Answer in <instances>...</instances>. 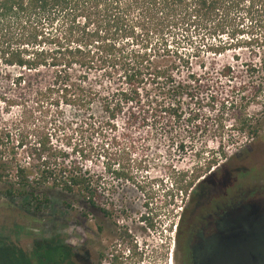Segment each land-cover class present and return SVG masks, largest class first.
I'll use <instances>...</instances> for the list:
<instances>
[{"label": "trees", "instance_id": "1", "mask_svg": "<svg viewBox=\"0 0 264 264\" xmlns=\"http://www.w3.org/2000/svg\"><path fill=\"white\" fill-rule=\"evenodd\" d=\"M244 23L261 31V35L254 38L249 33L241 44L237 37L246 28L242 26ZM179 33L199 38L198 46L190 51L192 54L182 55L179 51V40L176 41ZM206 38L211 42L203 45ZM168 39L172 48L167 45ZM240 46L257 51L264 48V0H0V85H3L0 101L8 102L4 101V92L10 89L33 90L35 106L40 109L52 108L56 112L60 107H68L92 116L98 107L99 114L105 116L106 128L113 129L114 121L120 117L124 130H137L145 127L146 118L150 117L153 124L161 122L167 135L178 123L182 125L177 128L179 132L195 133L199 130L195 123L197 111L184 114L179 104L201 100L198 93L204 86L201 82L204 76L213 75L215 81L233 80L237 65L223 64L215 70L213 63L197 65L192 59H198L200 47L215 58ZM244 68L249 75L256 71L252 64ZM258 70L262 83L248 84L245 96L235 101L234 93L242 94L246 88L236 81L222 96L214 134H221L223 118L232 121L239 134L245 132L253 138L264 128V120L251 122L242 113L253 104L264 109V60ZM96 73L108 83L111 76L118 75L117 89L109 94L94 90L87 78ZM176 73L183 74L184 79H174ZM145 86L160 88L163 93L157 98L150 97ZM166 100L169 101L163 103ZM49 138L47 132L39 130L37 140L26 152L28 167L16 165L12 176L10 163L2 160L0 151V182L6 184L0 197L18 198L37 214L46 205L37 190L49 186L66 194L76 193L89 208L98 209L110 218L114 211L100 207L104 200L97 186L98 178L93 181L74 162L66 163L68 153L51 144ZM1 142L0 138V150ZM17 146L23 145L20 142ZM184 146L178 143L174 150L181 153ZM221 148L218 136L215 152L196 151L201 157L192 172L189 175L175 172L171 181L167 178L163 197L178 193L185 196L198 179L216 166V158L222 156ZM116 166L114 170L108 167L106 174L115 182H131L129 173L119 164ZM8 246L14 247L0 239L2 255L5 253L2 248ZM53 248L58 252L49 262H76V256L67 247ZM28 254L24 253L26 262ZM73 259L75 262L71 263ZM43 262L49 264L47 260ZM123 263V254L109 260V264Z\"/></svg>", "mask_w": 264, "mask_h": 264}, {"label": "rangeland", "instance_id": "2", "mask_svg": "<svg viewBox=\"0 0 264 264\" xmlns=\"http://www.w3.org/2000/svg\"><path fill=\"white\" fill-rule=\"evenodd\" d=\"M244 25L246 28H243V34L237 37L239 43L245 42L249 33L254 38L261 35V31L256 28H249L246 23L242 26ZM186 36L188 40H183ZM198 39L193 34H176L181 54H192L190 51L192 47L198 46ZM168 41L167 45L172 48L173 44H170V39ZM208 42L211 41L204 39L203 45ZM198 53V59H192L197 65L213 63L215 70L223 64L237 65V70L231 81H215L213 75L202 77L204 86L198 93V99L201 100L197 103L183 101L179 104V109L184 114L191 110L197 111L195 123L199 130L195 133L185 130L179 132L177 128L182 125L178 123L173 125V132L167 135L161 128V122L153 124V118L150 117L146 118L145 127L134 129L135 131L124 130L120 117L114 121L113 129L111 126L106 128L105 116L99 114L98 107L94 109L92 116L83 115L68 107H60L55 112L52 108L45 110L36 107L33 90H4V101L8 102L0 101V138L3 146L0 151L3 153L2 160L10 163V175L14 174L16 165L28 167L30 162L26 152L42 129L50 135L51 144L68 153L66 163L74 162L93 181L98 178L97 186L104 200V205L100 207L114 212L110 218H106L98 209L89 208L76 193L66 194L49 186L37 190L39 199L46 201V205L37 214L18 198L0 197V239L15 247L2 248L5 253L2 255L0 251V264H42L44 260L49 262L50 257L58 252L53 248L54 245L70 249L76 258H80L81 264H95V257L99 261L97 264H108L110 256L124 255V223L129 225L126 219H130L133 214L138 216L144 210L164 213L172 211L167 205H174L173 211L178 214L189 190L185 196L173 194L171 197H163L165 181L167 178L171 181L175 172H187L189 175L201 157L195 154L196 151L205 149V152H215L218 136L222 156L216 158L217 164L212 168L213 171L225 165L224 169L232 176L234 185L241 189L264 186V128L253 138L245 132L239 134L233 122L223 118L221 134L213 133L217 122L215 116L221 110L219 103L232 87L233 81L243 83L246 87L242 94L234 93L235 101L239 96L247 94L248 84L262 83L258 69L264 60V48L257 51L240 46L215 58L205 53V48L202 47ZM247 64L255 67L256 71L251 75L245 73L244 65ZM100 75L91 74L87 78L94 90L100 94H109L117 89L115 82L118 75L111 76L109 83ZM173 77L184 79L183 74L176 73ZM46 81L47 79L44 80ZM145 90L150 97L155 98L163 93L159 92L160 88L150 86H145ZM2 91L1 84L0 93ZM169 94L171 96L172 93ZM242 113L251 118V122L261 123L264 120V109L259 105H250ZM97 126L101 129H96ZM20 142L23 145L21 147L17 146ZM178 143L185 145L181 153L174 150V145ZM73 153L75 154L72 155ZM82 157L84 161H80ZM116 163L129 173L131 182H115L106 174L108 167L113 170L117 167ZM220 179L225 181L226 177L222 176ZM201 180L202 178L197 181ZM5 189L6 184L0 182V191ZM130 223L133 220L130 219ZM257 237V249H264V234H257ZM25 252L29 253L28 262ZM99 255H102L100 260ZM39 258L41 259L38 260ZM49 264H56V260Z\"/></svg>", "mask_w": 264, "mask_h": 264}, {"label": "flooded vegetation", "instance_id": "3", "mask_svg": "<svg viewBox=\"0 0 264 264\" xmlns=\"http://www.w3.org/2000/svg\"><path fill=\"white\" fill-rule=\"evenodd\" d=\"M224 167L211 168L189 188L178 214L167 205L172 211L126 219L124 264H264V249L256 245L264 234V186L236 187Z\"/></svg>", "mask_w": 264, "mask_h": 264}, {"label": "built area", "instance_id": "4", "mask_svg": "<svg viewBox=\"0 0 264 264\" xmlns=\"http://www.w3.org/2000/svg\"><path fill=\"white\" fill-rule=\"evenodd\" d=\"M167 186H169V189L171 188L169 184H167ZM179 197H181L180 193L177 194ZM169 203V202H167Z\"/></svg>", "mask_w": 264, "mask_h": 264}, {"label": "clouds", "instance_id": "5", "mask_svg": "<svg viewBox=\"0 0 264 264\" xmlns=\"http://www.w3.org/2000/svg\"><path fill=\"white\" fill-rule=\"evenodd\" d=\"M164 187H165V184H164ZM164 187H163V188H164ZM168 190H170V189H168ZM164 191H165V188H164ZM164 191H163V192H164ZM165 192H166V191H165Z\"/></svg>", "mask_w": 264, "mask_h": 264}]
</instances>
